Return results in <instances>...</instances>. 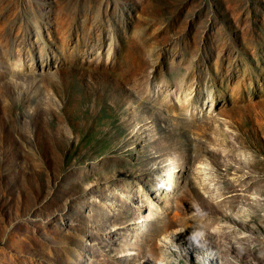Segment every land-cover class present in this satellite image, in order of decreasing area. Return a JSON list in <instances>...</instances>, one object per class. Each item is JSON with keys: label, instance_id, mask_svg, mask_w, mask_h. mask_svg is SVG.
Listing matches in <instances>:
<instances>
[{"label": "rangeland", "instance_id": "374dc122", "mask_svg": "<svg viewBox=\"0 0 264 264\" xmlns=\"http://www.w3.org/2000/svg\"><path fill=\"white\" fill-rule=\"evenodd\" d=\"M0 264H264V0H0Z\"/></svg>", "mask_w": 264, "mask_h": 264}]
</instances>
